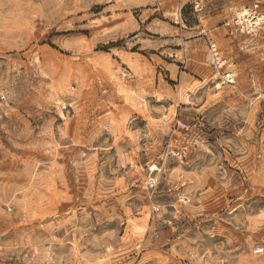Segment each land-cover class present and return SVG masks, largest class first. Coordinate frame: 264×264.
Instances as JSON below:
<instances>
[{
  "label": "rangeland",
  "instance_id": "1",
  "mask_svg": "<svg viewBox=\"0 0 264 264\" xmlns=\"http://www.w3.org/2000/svg\"><path fill=\"white\" fill-rule=\"evenodd\" d=\"M0 264H264V0H0Z\"/></svg>",
  "mask_w": 264,
  "mask_h": 264
},
{
  "label": "built area",
  "instance_id": "2",
  "mask_svg": "<svg viewBox=\"0 0 264 264\" xmlns=\"http://www.w3.org/2000/svg\"><path fill=\"white\" fill-rule=\"evenodd\" d=\"M237 22L244 25L247 33H251L259 27L258 26L259 23H262V17L260 15H258L254 10H252V11L248 10V11H246V15L244 16V18L242 19V17H241V20H239ZM214 56H215L216 62L220 65L219 67L224 66L226 64V61L222 60L221 57L216 56V54H214ZM225 79L227 80V82L233 81L231 73H226ZM180 126L182 129H184L188 125L185 122H181ZM261 252H262V250L258 249V251L256 253L259 254Z\"/></svg>",
  "mask_w": 264,
  "mask_h": 264
},
{
  "label": "bare ground",
  "instance_id": "3",
  "mask_svg": "<svg viewBox=\"0 0 264 264\" xmlns=\"http://www.w3.org/2000/svg\"><path fill=\"white\" fill-rule=\"evenodd\" d=\"M246 15V11L245 10H243V11H241V13H238V18H244V16ZM261 20V19H260ZM260 24V23H259ZM228 83H233V81H229ZM218 86V85H217Z\"/></svg>",
  "mask_w": 264,
  "mask_h": 264
}]
</instances>
